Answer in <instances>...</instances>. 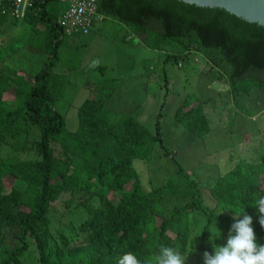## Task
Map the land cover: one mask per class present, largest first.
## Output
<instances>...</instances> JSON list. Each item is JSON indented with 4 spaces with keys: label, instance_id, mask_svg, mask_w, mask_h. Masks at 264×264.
<instances>
[{
    "label": "trees",
    "instance_id": "1",
    "mask_svg": "<svg viewBox=\"0 0 264 264\" xmlns=\"http://www.w3.org/2000/svg\"><path fill=\"white\" fill-rule=\"evenodd\" d=\"M51 1L56 0H35V10L30 9L24 18L31 28L44 25L43 33L49 41L47 60L32 84H26L14 72H0V142L9 135L14 138L13 127L21 118L39 132L34 142L37 160L13 162L0 158V264H34L26 259L28 238L36 246V264H117L128 252L140 264H156L161 245L185 255L188 217L195 212L206 217V231L214 224L231 225L234 210H244L239 219L244 214L252 217L256 241L264 245L260 214L253 207L264 196L259 186L264 163L239 162L206 186L219 205L218 211L207 210L200 184L181 168L162 187L142 196L133 163L147 162L154 147H162V114L159 110L152 135L135 118L106 111L105 104L117 91L118 80L97 85L95 97L78 108L77 129L72 133L65 130L62 116L54 110L64 81L52 71L64 41L55 16L46 10ZM97 11L134 30L148 49L160 51L165 41L177 46L180 53L172 57L175 61H186L195 54L203 57L215 80H226L236 108L246 106L253 87L264 95V27L221 9L199 8L177 0H99ZM9 90L14 91L15 98L10 103L6 101ZM185 107L186 103L176 112V122L199 138L206 136L209 126L202 105L183 113ZM54 145L60 147L64 164H69L65 171L58 170ZM164 154L169 155L167 151ZM73 162L78 165L71 166ZM7 178L14 181L9 190L5 186ZM132 181L131 192L125 191ZM92 187L98 188L100 207L81 224L84 234L80 244H51L45 229L50 206L60 194H85ZM111 193L118 194L116 203L109 199ZM199 249L202 255L205 251L212 253L203 245Z\"/></svg>",
    "mask_w": 264,
    "mask_h": 264
},
{
    "label": "rangeland",
    "instance_id": "2",
    "mask_svg": "<svg viewBox=\"0 0 264 264\" xmlns=\"http://www.w3.org/2000/svg\"><path fill=\"white\" fill-rule=\"evenodd\" d=\"M64 8L57 1L46 6L56 20ZM43 30L37 27V31H33L23 21L0 24V68L9 69L26 84H32L33 77L48 57L49 41ZM127 37L129 41H125ZM62 39L64 43L57 51V64L52 72L63 78L64 86L61 99L54 103V110L62 116L67 132L77 129L78 108L85 100L93 99L95 87L105 81L118 80L119 86L104 109L117 116L137 119L152 135L155 118L161 110L162 147L157 144L147 162L137 160L133 163L142 196L162 187L181 168L200 184L207 210L218 211L219 205L206 186L233 170L239 162L264 163V95L258 89L252 88L246 106L236 108L226 81L215 82L213 71L203 57L195 54L186 61H175L172 57L180 53L177 46L165 41L160 45V51L148 49L140 43L134 30L106 17L96 20L89 35ZM13 94V90L7 92V102L15 100ZM184 103L183 113L202 105L210 134L199 138L176 122L174 116ZM242 109H247V113ZM13 128L14 138L9 135L0 142V158L13 162L37 160L34 151V142L39 136L37 129L24 118ZM53 148L59 160L58 170L65 171L68 163L64 164L59 156L60 147L54 145ZM70 165L77 166L78 163ZM133 182L125 186V191L131 192ZM13 184L12 178L5 180L8 190ZM259 186L264 191V177L260 178ZM117 198V193L109 195L114 203ZM99 207L97 187L85 194H60L50 206L45 227L50 243L57 247L80 244L84 234L81 224L90 220L92 212ZM205 225L206 217L201 213L189 215L185 264H204L200 245L213 253L209 241L212 233L209 229L204 231ZM210 228L217 235L220 233L215 244H226L230 225L214 224ZM168 235L174 237L171 233ZM27 241V262L36 264V246L31 239Z\"/></svg>",
    "mask_w": 264,
    "mask_h": 264
},
{
    "label": "clouds",
    "instance_id": "3",
    "mask_svg": "<svg viewBox=\"0 0 264 264\" xmlns=\"http://www.w3.org/2000/svg\"><path fill=\"white\" fill-rule=\"evenodd\" d=\"M259 216V224L264 228V196L254 202ZM232 216L233 223L227 233L226 244L223 246L215 244V239L219 237L216 232L208 228L212 235L209 241L213 246V253L205 251L203 253L204 264H264V245L258 244L254 235L252 217L244 214V210ZM217 227V226H216ZM187 256L181 255L179 251L170 246L161 245L159 253L155 257L156 264H185ZM117 264H140V261L131 252L124 254L117 261Z\"/></svg>",
    "mask_w": 264,
    "mask_h": 264
},
{
    "label": "built area",
    "instance_id": "4",
    "mask_svg": "<svg viewBox=\"0 0 264 264\" xmlns=\"http://www.w3.org/2000/svg\"><path fill=\"white\" fill-rule=\"evenodd\" d=\"M35 0H0V18L22 21L26 13L32 9ZM64 5L59 12L56 26L61 32L60 39L67 37L87 36L91 33L96 20H101L97 5L99 0H56ZM104 18V17H103ZM127 41L130 40L128 37Z\"/></svg>",
    "mask_w": 264,
    "mask_h": 264
},
{
    "label": "water",
    "instance_id": "5",
    "mask_svg": "<svg viewBox=\"0 0 264 264\" xmlns=\"http://www.w3.org/2000/svg\"><path fill=\"white\" fill-rule=\"evenodd\" d=\"M199 8L221 9L250 24L264 27V0H177Z\"/></svg>",
    "mask_w": 264,
    "mask_h": 264
},
{
    "label": "crops",
    "instance_id": "6",
    "mask_svg": "<svg viewBox=\"0 0 264 264\" xmlns=\"http://www.w3.org/2000/svg\"><path fill=\"white\" fill-rule=\"evenodd\" d=\"M7 21H13L12 19H9V18H0V24H5ZM23 22H26L27 23V25L30 27V25L28 24V22L26 21V19L24 20H22ZM22 21H18V22H22ZM38 28L39 27H41L42 29L44 28V30L43 31H45V27H44V25H42V24H39L38 26H37ZM37 27L36 28H31V30H33V31H37ZM128 38V37H127ZM126 38V39H127ZM125 41H127V40H125ZM16 50V49H15ZM157 52V51H156ZM163 55L165 54L164 52H161ZM2 71H6V72H10L9 71V69H5V68H3V66H2V68H0V72H2ZM221 79H224V78H221ZM221 79H218V80H215V78H214V80H215V82H217V81H220ZM224 81H226L225 79H224ZM167 83V82H166ZM225 83H227V82H225ZM99 85V84H98ZM228 85V84H227ZM229 88V87H228ZM10 91V90H9ZM12 92V91H11ZM13 93V92H12ZM14 95V94H13ZM7 96V95H6ZM163 106V105H162ZM246 111H247V109H246ZM260 113V112H259ZM156 116V115H155ZM156 119V118H155ZM251 119H253V118H251ZM137 120V119H136ZM210 134V133H209Z\"/></svg>",
    "mask_w": 264,
    "mask_h": 264
}]
</instances>
